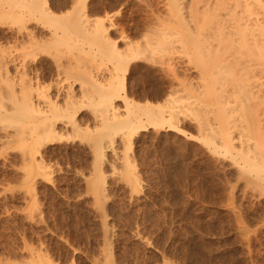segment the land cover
I'll return each instance as SVG.
<instances>
[{
  "label": "rangeland",
  "instance_id": "obj_1",
  "mask_svg": "<svg viewBox=\"0 0 264 264\" xmlns=\"http://www.w3.org/2000/svg\"><path fill=\"white\" fill-rule=\"evenodd\" d=\"M48 1L52 24L60 27L70 24L83 0ZM101 2L108 6L86 0L92 20L107 19L109 26L111 19L117 47L144 54L147 73L129 75L128 90L145 83L150 91L176 89L173 123L184 134L99 126L102 93L93 76L119 82L126 68L111 48L86 35L82 44H59L41 58L52 65L53 83L65 91L72 85L78 97L88 93L78 118L83 127L64 125L62 138L43 148L39 171L30 148L27 155L18 141L17 99L0 79V264H264V198L242 195L236 169L211 153L202 132L211 108L204 96L209 82L196 75L194 0H117L97 14ZM122 30L128 41H119ZM171 56L189 69L185 82L181 70L184 83L172 88Z\"/></svg>",
  "mask_w": 264,
  "mask_h": 264
},
{
  "label": "bare ground",
  "instance_id": "obj_2",
  "mask_svg": "<svg viewBox=\"0 0 264 264\" xmlns=\"http://www.w3.org/2000/svg\"><path fill=\"white\" fill-rule=\"evenodd\" d=\"M116 1L107 0L108 6L101 2L96 13L113 8ZM194 2L196 75L198 80L209 82V92L202 90L198 93L210 96L207 102L210 98L211 108L208 110L211 111V120L207 121L205 118L208 116H205L202 132L209 136L211 153L226 158L236 169L234 182L241 188L242 195L254 193L264 198V0ZM81 5V10L71 13L70 24L55 27L56 18L48 0H0V79L17 99L21 127L18 141L21 139L26 151L30 148V157L39 171H42L45 161L43 148L62 138L60 134L66 127L64 125L72 123L78 130L83 127L78 118L81 108L86 106L88 93L81 88L83 93L78 97L72 85L65 91L53 83L50 75L52 65L41 58L50 56L59 44H82L86 35L102 41L106 51L111 48L112 54L126 68L120 74L119 82L108 80L105 74L97 79L93 76V85L102 93L98 101L99 113L95 116L99 126L106 130L129 129L135 132L151 126L184 132L174 124L177 121L173 123L176 119L173 108L178 97L172 84L182 85L189 69L181 67L171 56L168 71L171 73L172 90L169 93L157 86L150 91L146 83L129 91V75L139 73L143 76L147 73L148 69L140 64L144 61V54L140 51L141 57L139 51L130 45L119 49L111 38V31L117 30L118 26L111 19L108 20L109 26L106 25L107 19L92 20L86 0ZM11 21L18 22L15 29ZM6 26L8 30H4ZM144 31V27L138 29L136 37ZM128 40V35L122 30L119 41ZM10 45L18 46L21 53H17L18 48L7 47ZM55 68L57 75L64 72L61 64ZM92 68L88 66L89 70ZM116 69V74H119V67ZM181 70L184 78L179 77ZM195 105L199 109L204 106L197 100ZM123 110H126V116H121ZM26 154L29 155V150ZM36 157L40 159L36 160Z\"/></svg>",
  "mask_w": 264,
  "mask_h": 264
}]
</instances>
